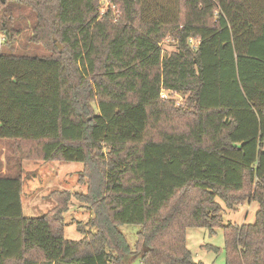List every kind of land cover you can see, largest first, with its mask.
<instances>
[{"label":"trees","instance_id":"1","mask_svg":"<svg viewBox=\"0 0 264 264\" xmlns=\"http://www.w3.org/2000/svg\"><path fill=\"white\" fill-rule=\"evenodd\" d=\"M107 1L0 0V264H203L189 229H222L225 264H264V0ZM18 156L83 163L80 242L70 193L24 216ZM218 200L258 203L255 223L225 226Z\"/></svg>","mask_w":264,"mask_h":264},{"label":"rangeland","instance_id":"2","mask_svg":"<svg viewBox=\"0 0 264 264\" xmlns=\"http://www.w3.org/2000/svg\"><path fill=\"white\" fill-rule=\"evenodd\" d=\"M108 6L107 0H101L103 13ZM31 23L33 22L31 21ZM31 33L32 31L27 34L31 35ZM22 47H25L26 52L30 54H47L42 47L26 46L25 41ZM161 47L165 57H169L177 51V44L171 38L164 40ZM19 49L23 51L20 47ZM162 98L175 102L177 107L185 105L186 102L184 95L172 92H163ZM9 147L8 142H0V159L5 158L6 151L10 150ZM10 156H13V154ZM15 160L23 169L22 205L24 216L26 218H42L48 215L58 205L57 200L52 195L58 192L70 193L69 208L63 216L65 237L69 241L80 242L84 236L77 230V224L86 225L94 218V213L89 208L90 205L80 200V195H87L88 193V185L80 182V176L84 170L83 163L42 162L38 161V159L23 161L19 156ZM3 161L5 163V159ZM11 162L16 165L13 158H11ZM218 202L223 207L221 214L225 226L229 224L244 225L255 223L256 213L259 209L258 203H244L236 211H233L229 210L220 200ZM120 229L134 251L137 234L140 232L141 227L123 225L120 226ZM89 231L95 232L93 228H89ZM187 245L196 263L225 264V240L222 229H217L214 234L207 229H189L187 232ZM211 247L216 248L217 251L212 250ZM130 264H142V261L137 258L132 260Z\"/></svg>","mask_w":264,"mask_h":264},{"label":"crops","instance_id":"3","mask_svg":"<svg viewBox=\"0 0 264 264\" xmlns=\"http://www.w3.org/2000/svg\"><path fill=\"white\" fill-rule=\"evenodd\" d=\"M5 172V168L3 169V173Z\"/></svg>","mask_w":264,"mask_h":264}]
</instances>
